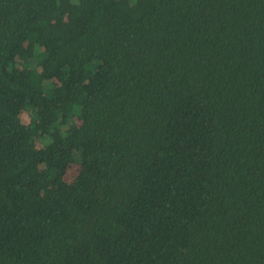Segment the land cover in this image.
<instances>
[{
    "label": "trees",
    "instance_id": "trees-1",
    "mask_svg": "<svg viewBox=\"0 0 264 264\" xmlns=\"http://www.w3.org/2000/svg\"><path fill=\"white\" fill-rule=\"evenodd\" d=\"M0 264H264V0H0Z\"/></svg>",
    "mask_w": 264,
    "mask_h": 264
},
{
    "label": "rangeland",
    "instance_id": "rangeland-1",
    "mask_svg": "<svg viewBox=\"0 0 264 264\" xmlns=\"http://www.w3.org/2000/svg\"><path fill=\"white\" fill-rule=\"evenodd\" d=\"M71 178V173L69 174V179Z\"/></svg>",
    "mask_w": 264,
    "mask_h": 264
}]
</instances>
